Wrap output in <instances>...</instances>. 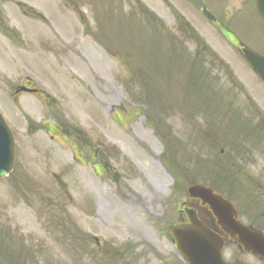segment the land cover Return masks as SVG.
Segmentation results:
<instances>
[{
    "label": "rangeland",
    "instance_id": "1",
    "mask_svg": "<svg viewBox=\"0 0 264 264\" xmlns=\"http://www.w3.org/2000/svg\"><path fill=\"white\" fill-rule=\"evenodd\" d=\"M205 2L216 22L186 0H0L17 157L0 179V264H186L169 225L192 182L264 232V83L233 43L264 55V22L255 0ZM27 77L49 102L13 98Z\"/></svg>",
    "mask_w": 264,
    "mask_h": 264
},
{
    "label": "water",
    "instance_id": "2",
    "mask_svg": "<svg viewBox=\"0 0 264 264\" xmlns=\"http://www.w3.org/2000/svg\"><path fill=\"white\" fill-rule=\"evenodd\" d=\"M210 20L214 15L207 9L203 0H188ZM257 8L264 18V0H257ZM243 53L264 80V57L243 48ZM15 162V145L13 134L0 113V178L8 175ZM191 198H198L203 205L208 204L217 218V223L229 234L238 239L246 251L264 258V235L243 224L238 219V212L233 203L210 187L193 184L188 188ZM189 222L170 227L178 250L189 264H229L224 261L223 238L202 223L194 209H186Z\"/></svg>",
    "mask_w": 264,
    "mask_h": 264
},
{
    "label": "flooded vegetation",
    "instance_id": "3",
    "mask_svg": "<svg viewBox=\"0 0 264 264\" xmlns=\"http://www.w3.org/2000/svg\"><path fill=\"white\" fill-rule=\"evenodd\" d=\"M26 87L32 88V87H30V86H26ZM193 201H194V205H195V206L205 209V210H206L205 213H208L209 217L211 216L209 210L206 209L207 207H205V206H204V207H201V206H200V201H199V200L194 199ZM206 216H207V215H206ZM209 217H205V216H203L202 219L204 218V219H203L204 221H209ZM211 217H212V216H211ZM210 219H212L211 222L214 223L213 218H210ZM213 228H215V230L218 231V232L220 231L219 228H218L216 225H214ZM220 234L223 235V236H224V239L226 240V245L224 246V250H223V252H224V254H225L226 258H227V261H229L230 263H233V264H243V263L240 261V259H239L238 257H233L232 254L230 255L229 253H228V255H226V252H227L226 250H227L228 245H229L230 243H231V244H232V243H236V244H237V242H236V241H228V236H227V235H224V234H222L221 232H220ZM237 245H238V244H237ZM239 249L242 251V249H241L240 246H239ZM245 253H246V252H245ZM246 254H249V253H246ZM258 259H259V260H262V261L264 262V259L259 258V257H258Z\"/></svg>",
    "mask_w": 264,
    "mask_h": 264
},
{
    "label": "bare ground",
    "instance_id": "4",
    "mask_svg": "<svg viewBox=\"0 0 264 264\" xmlns=\"http://www.w3.org/2000/svg\"><path fill=\"white\" fill-rule=\"evenodd\" d=\"M153 169H154V171H156L155 168H153ZM154 184L156 185L157 189H159L158 187H160V186H159L160 184L158 183V181L154 182Z\"/></svg>",
    "mask_w": 264,
    "mask_h": 264
}]
</instances>
